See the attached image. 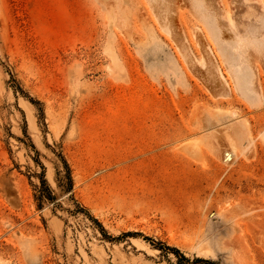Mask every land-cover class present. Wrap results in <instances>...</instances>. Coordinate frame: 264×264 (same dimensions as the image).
I'll return each instance as SVG.
<instances>
[{"label":"rangeland","instance_id":"obj_1","mask_svg":"<svg viewBox=\"0 0 264 264\" xmlns=\"http://www.w3.org/2000/svg\"><path fill=\"white\" fill-rule=\"evenodd\" d=\"M0 264H264V0H0Z\"/></svg>","mask_w":264,"mask_h":264},{"label":"trees","instance_id":"obj_2","mask_svg":"<svg viewBox=\"0 0 264 264\" xmlns=\"http://www.w3.org/2000/svg\"><path fill=\"white\" fill-rule=\"evenodd\" d=\"M52 198V197H51ZM172 249H174L176 252H178V250L177 249H175V248H172Z\"/></svg>","mask_w":264,"mask_h":264},{"label":"bare ground","instance_id":"obj_3","mask_svg":"<svg viewBox=\"0 0 264 264\" xmlns=\"http://www.w3.org/2000/svg\"><path fill=\"white\" fill-rule=\"evenodd\" d=\"M256 199V198H255ZM255 199H254V202H255Z\"/></svg>","mask_w":264,"mask_h":264}]
</instances>
